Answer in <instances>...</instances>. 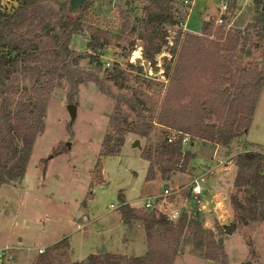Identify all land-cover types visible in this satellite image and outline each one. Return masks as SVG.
I'll return each instance as SVG.
<instances>
[{"label": "rangeland", "instance_id": "374dc122", "mask_svg": "<svg viewBox=\"0 0 264 264\" xmlns=\"http://www.w3.org/2000/svg\"><path fill=\"white\" fill-rule=\"evenodd\" d=\"M19 2L0 0V18L12 13ZM147 2L85 0L77 12L72 13L77 14L84 25L71 36L69 43L73 51L69 61L75 53L84 56L76 65H71L78 72H83L75 73L74 79L92 74L96 81L79 83L73 91L71 75L61 69V78L57 79L53 91L44 97V129L33 144L25 177L0 183V264H32L41 250L63 237L67 238L68 246H58L55 252L66 253L70 261L81 264H88L86 257L90 253L141 254L145 239L143 231L131 224L137 223L142 228V223L139 220L125 222L130 226L122 223L121 198L124 197L129 207L148 213L143 207L145 198L161 194L165 187L188 185L192 178L185 183L193 161L212 152V145L203 141L207 139L192 136L184 149L192 155L184 171H172L166 177L168 179L161 180L159 166L155 165V178L145 180L148 161L141 156L142 151L153 154L164 140L169 142L167 136L174 130L160 124L157 119L169 82L165 65L171 62V72L184 35L200 31L203 21L213 20L218 14L217 0H194L192 5L183 0H173L170 11L175 23L163 25L166 44L150 62L144 58L143 43L137 38ZM41 4L45 11L57 13L52 23L55 30H59V21L71 14L69 0H41ZM228 4L227 17L232 21L233 29L240 31L239 44L233 52L236 57L234 65L264 71V29L251 26L257 17L264 19V0H228ZM90 26L110 32L108 43L90 49ZM131 26L136 28L135 34L127 33ZM135 51L140 52V57L132 59ZM1 55L14 57L15 52H8V48L0 44ZM39 56L44 57L42 54ZM25 63L33 64L34 61L24 62L21 56L16 57L15 70L8 81L17 91L12 108L20 89L23 86L29 88L32 84L33 77L31 71L25 70ZM110 74H116L117 78L111 79ZM135 90L157 100L153 129L148 137L126 133L120 151L102 157L101 165L96 168L108 119L115 113V107L127 116L130 127L136 126V112L129 108ZM69 103L75 104L73 117L67 110ZM2 112L0 97V118ZM127 134H132L135 140L125 141ZM178 137L179 134L175 139ZM113 143L111 141L109 145ZM55 149L61 152L54 153ZM254 150H264V82L247 132L223 146L216 157L235 164L239 153L247 154ZM174 174L175 177H170ZM187 189L185 187L182 194L168 199L179 201ZM253 193L249 187L238 190L232 187L229 201L230 195H234L235 203L233 207L230 201L231 216L227 220V225L235 224L231 233H226L227 228H223L228 226L209 216L212 212H207V217L199 215L201 223L204 218L209 221L210 226L203 227L211 230L216 240H223L227 264H264V221L253 218L249 212ZM218 198L222 201L221 196ZM234 208L240 219H235ZM150 211L158 213V205ZM217 211L226 213L224 207ZM188 238L186 233L177 246V253L188 251ZM191 252L181 255L172 264H218L194 254L198 252Z\"/></svg>", "mask_w": 264, "mask_h": 264}, {"label": "trees", "instance_id": "16d2710c", "mask_svg": "<svg viewBox=\"0 0 264 264\" xmlns=\"http://www.w3.org/2000/svg\"><path fill=\"white\" fill-rule=\"evenodd\" d=\"M173 0H148L144 6V16L140 21L137 38L143 43V56L153 62L166 44L164 24H174L170 9ZM57 15L55 11H45L41 0H20L12 13L0 18V44L15 52V56H0V97L3 112L0 118V183L23 178L32 152L33 144L44 129V97L51 93L57 79L65 71L71 75L70 85L74 91L79 83L96 78L92 74H83L73 69L83 58L69 48L70 38L84 25L78 15H65L59 21V30L52 23ZM126 21H128L126 19ZM251 26L264 29V19L257 17ZM90 42L88 47L96 49L108 43L111 33L99 27H88ZM239 30L224 29L214 20L202 22L200 35L186 33L170 72L171 62L165 65L169 76L165 97L157 114L158 122L191 135L202 137L213 144L227 146L232 139L247 132L264 82V71L255 67L234 65L233 53L239 44ZM127 33L135 34L131 26ZM175 51L172 52L174 54ZM42 54L44 57H40ZM87 56H91L87 53ZM23 61L25 70L31 71L32 84L23 86L16 95L12 83H8L15 70L16 57ZM40 61V62H39ZM39 62V63H38ZM170 72V73H169ZM116 79V74L108 75ZM129 108L136 112V126L130 127L127 116L115 107L107 123V132L102 140V151L96 160V168L101 158L115 155L124 143L126 133L148 137L153 129V117L157 100L147 93L135 90L129 101ZM145 111L146 113H143ZM168 139V136H167ZM174 140V141H173ZM171 142L165 140L153 154L142 151L141 156L148 164L145 180L155 178V165L159 166L162 179L172 171H184L192 155L182 152L180 136ZM114 141L112 145H109ZM61 150L55 149L54 153ZM237 167L233 181L235 189L251 188L253 194L249 212L253 218L264 221V154L254 150L247 154L239 153L235 159ZM234 207L235 197L230 195ZM124 222L139 220L142 223L147 250L140 256H127L120 253H90L86 257L88 264H172L177 254V246L188 233L187 246L207 259L218 264H227L223 245L218 244L211 230L205 229L198 213H182L176 221L167 220L161 213L150 211L140 213L128 205L121 206ZM235 219H240L234 208ZM226 233L235 229V224L226 225ZM68 246L66 237L47 246L38 253L32 264H81L70 261L66 253H57L58 246Z\"/></svg>", "mask_w": 264, "mask_h": 264}, {"label": "crops", "instance_id": "0c3cea01", "mask_svg": "<svg viewBox=\"0 0 264 264\" xmlns=\"http://www.w3.org/2000/svg\"><path fill=\"white\" fill-rule=\"evenodd\" d=\"M186 20H187V17H186ZM186 20L184 22L185 28H186ZM199 32L200 31L194 30L193 33L197 34ZM126 140H129V141L132 142L135 139H132V134H127L126 138H125V141ZM201 140H203V139H201ZM203 141H206L209 144H211L212 147H213V150L208 155H204V156H201V157L199 156V158L197 157L196 160L193 161V163L191 165V167H192L191 173H188V174L185 173V174L188 175V181L185 184H187L190 181V179L193 178V177L203 176L205 178V180H206V183H204L205 190H204V193H203V199L206 200L207 208L203 211L204 213L203 212L201 213V215L203 214V215H205V217H207V211L209 209L212 210L214 208L213 202L215 200H218L219 199L218 197L221 196L223 204H224V211L226 213L222 214L221 211H217L215 209V212L211 213L212 214L211 217L212 218L214 217L217 220H219L220 222H222L223 224L227 225V220L229 219V216H231V213L229 212V205H230L229 193L231 192L232 187H233V181H234V177H235V174H236L237 167H236V165L233 162H231V163H228V162L218 163V162H216L213 159V153H214V151H216V155H217V153L219 151H222V147L223 146L218 145V144H214L213 145V143H211V142H209L207 140H203ZM148 164H149V162H148ZM175 176H176V174H174V175H172L170 177L173 178ZM24 177H25V175L23 176V178ZM158 177L161 178L160 176L157 175V178ZM23 178H22V180H23ZM166 179H168V178H166ZM161 180H163V179L161 178ZM186 186L187 185L182 186V187H186ZM183 192L184 191L182 190V193ZM186 193H187V191H186ZM157 195H159V194H157ZM182 196H185V195H181V199H179V201H177L178 199H175L174 201L172 199H167L165 201V203H164V206L167 209L171 208L175 203H180L181 202ZM121 199H122V202H121L122 204L121 205H124V204L125 205L126 204L129 205V203H127L125 201L124 197H122ZM139 206H141V205H139ZM210 219H208V220H210ZM120 220L122 221V223L124 225L130 226L129 224H126L124 222V220L122 219V215L121 214H120ZM132 225H135V226L139 227L143 231V236L145 238L144 239V249L142 250V252H140L141 254H136V255L135 254L129 255V254H125V253H120V254H125L127 256H140V255H143L146 252V250H147L145 232H144L143 227L141 228V226L139 224L133 222L131 224V226ZM186 248H187L188 251L178 252L174 256V258L172 260V263L178 257H180L181 255H183L185 253H188V252H191V249H190L189 246H186ZM104 253H117V252H108V251H106ZM191 253H194V252H191ZM194 254L197 255V256H200L202 258H205L202 255H199V254H196V253H194ZM205 259H207V258H205Z\"/></svg>", "mask_w": 264, "mask_h": 264}, {"label": "built area", "instance_id": "2783aa9c", "mask_svg": "<svg viewBox=\"0 0 264 264\" xmlns=\"http://www.w3.org/2000/svg\"><path fill=\"white\" fill-rule=\"evenodd\" d=\"M185 3H188L192 5L194 0H183ZM218 1V14L213 18L214 23L216 25H222L224 29H231L233 28L232 21H229L227 15L229 14V4L228 0H217ZM180 136V147L181 151L184 152L185 146L189 143L190 137L194 136L190 133L182 132L179 130L174 129L169 135H168V141L171 142L176 135ZM197 137V136H194ZM262 154H264V150L261 151ZM213 159L218 162H227L231 163L230 160H222L218 157H216V151L213 153ZM204 183H206V180L203 176H197L193 177L190 181V183L186 186L188 187L187 193L185 196H182V200L180 203H175L171 208L167 209L164 206L165 201L172 197V196H178L180 193H182L183 188L185 187H165L161 194L159 195H152L144 199L143 207L146 211H149L155 208V205H158L159 213H161L167 220L169 221H176L182 213L187 212H193L198 213L199 215L207 208L206 200L203 199V193L205 190ZM214 208L212 210H208L207 212H215L216 210H222L224 207V204L221 200H215L213 202ZM113 207V205H111ZM192 210V211H191ZM209 216L211 217L212 214L209 213ZM205 219V218H204ZM202 220V225L205 227H209V221ZM43 252V250H41Z\"/></svg>", "mask_w": 264, "mask_h": 264}, {"label": "water", "instance_id": "95a60500", "mask_svg": "<svg viewBox=\"0 0 264 264\" xmlns=\"http://www.w3.org/2000/svg\"><path fill=\"white\" fill-rule=\"evenodd\" d=\"M84 1L85 0H69V5H68L69 11L71 13L77 12L78 8L80 7V5ZM67 110H68L69 114L71 115V117H73L74 116V111H75V104L69 103L67 105ZM222 243H223V240L222 239H219L218 240V244L221 245Z\"/></svg>", "mask_w": 264, "mask_h": 264}, {"label": "bare ground", "instance_id": "6f19581e", "mask_svg": "<svg viewBox=\"0 0 264 264\" xmlns=\"http://www.w3.org/2000/svg\"><path fill=\"white\" fill-rule=\"evenodd\" d=\"M139 57H140V52H139V51H135V52L133 53V57H132V59L139 58Z\"/></svg>", "mask_w": 264, "mask_h": 264}]
</instances>
